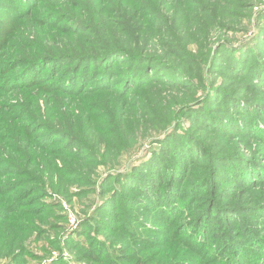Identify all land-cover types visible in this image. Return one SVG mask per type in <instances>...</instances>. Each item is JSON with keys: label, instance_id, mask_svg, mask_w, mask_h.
<instances>
[{"label": "rangeland", "instance_id": "374dc122", "mask_svg": "<svg viewBox=\"0 0 264 264\" xmlns=\"http://www.w3.org/2000/svg\"><path fill=\"white\" fill-rule=\"evenodd\" d=\"M19 1L0 264H217L264 240V0Z\"/></svg>", "mask_w": 264, "mask_h": 264}, {"label": "trees", "instance_id": "16d2710c", "mask_svg": "<svg viewBox=\"0 0 264 264\" xmlns=\"http://www.w3.org/2000/svg\"><path fill=\"white\" fill-rule=\"evenodd\" d=\"M19 2H21V3H20L19 6H17V8L24 9L23 7L26 4V0L19 1ZM21 6H22V8H21ZM7 18H8V16H7ZM10 23H11L10 21L1 20V16H0V41H6L7 37L11 34V29L12 28L9 27ZM1 44H2V42H1ZM30 73H31V77H36L38 75V73H36V70L35 71H30L29 74ZM43 78H45V77H43ZM43 78H39L38 77L37 78V83L40 82V81H42V80H44ZM60 79H62V77ZM28 82H29V80H28ZM69 82H71V80H68V83ZM257 82H259V79L258 78H257ZM33 83H35V82H32L31 81V84H33ZM53 84H56V83L54 82ZM102 84L103 83H100V85H102ZM73 85H74V82H72V85L71 86H73ZM55 87H59V84H56ZM263 129H264V127H263ZM244 171H246V174H249L248 171H250V169H245ZM151 176H153V175H151ZM121 188H123L122 191H118V190L115 191L116 194H117V196L120 195V193H124V191H125L124 186L121 185ZM164 209H166V208H164ZM260 212L264 214V211L263 212L260 211ZM246 228L247 227L245 225V227L243 229H246ZM243 229L239 230V232H237V234L233 235L234 238L237 237L238 235L241 236L242 235L241 233L243 232L242 231ZM206 231H207V229H206ZM79 232L82 233L83 230L80 229V231H78V233ZM192 232H194V229L192 230ZM202 232L203 231H200V232L198 231L199 236L202 235ZM205 233L206 232H204V234ZM194 235L196 237V242H195L196 248H198L199 250H201V248H202L201 247L202 246L201 239L198 238L197 233H194ZM255 235L256 234H254V233H253V235H250V234L243 235L244 240H242V242L245 243L244 245H243L242 242H239L236 245L231 242L229 244V246H228L229 251L231 249L232 254L235 255V256H237V257L236 258L233 257L234 259L231 261V256L227 254L228 256H226L225 258H223L221 260L222 262L219 261L217 264H230V263L231 264H264V240H263V238L259 237L258 235L257 236H255ZM69 240H70L71 243H73V242L76 243L75 239H73V238H71ZM70 245H72V244H70ZM248 246L252 247L249 250H247L248 252H251V253H254V254H256V252L257 253L259 252L262 258L261 259L260 258H255L253 255H247V254H245L247 252V251H245V249ZM87 253L89 255H92V253H93L92 249H90ZM218 253H219L218 255L217 254L214 255V253L212 254V257H213V255L215 256L214 258H212V260L215 259V258H217V257H221L220 255H225L224 249L220 250ZM88 254L85 255V256L88 257L90 260L95 261V262H100V261H98L96 259L90 258ZM238 254H240V255H238ZM250 256H253L254 258L253 257L251 258ZM239 257H242V258H239ZM206 264H209V262H206Z\"/></svg>", "mask_w": 264, "mask_h": 264}]
</instances>
